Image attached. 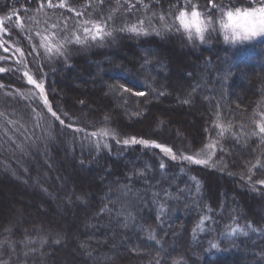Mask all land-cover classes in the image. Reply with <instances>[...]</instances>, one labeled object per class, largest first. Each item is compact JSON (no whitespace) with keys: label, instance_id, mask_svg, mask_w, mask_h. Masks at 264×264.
<instances>
[{"label":"trees","instance_id":"1","mask_svg":"<svg viewBox=\"0 0 264 264\" xmlns=\"http://www.w3.org/2000/svg\"><path fill=\"white\" fill-rule=\"evenodd\" d=\"M191 1L141 0L138 5H147L145 13L160 12L158 14L161 15L164 12L161 8L175 12L170 7L172 5H177L174 7L176 10L185 8L190 11L191 4H195ZM197 1L201 7H207L203 4L205 0ZM216 1L221 7L264 4V0L207 2ZM48 2L49 0H0V60H4L0 63V68L5 69L0 72V85L11 84V75L17 72L15 67L7 72L6 67L13 66L11 58L20 52L26 58L29 54L26 50H31L28 37L19 33L11 18H31L41 4L48 8ZM51 2L58 5L61 0ZM63 2L66 4L64 9L48 8L50 10L46 12L49 14L44 10L38 11L41 22L48 20L46 25L57 23L62 16L53 14L59 10L71 15L72 12L68 11L70 7H79L83 9L82 13L102 8L100 0ZM196 5L201 12L215 17L216 8L209 7L206 10ZM214 6L216 7L215 4ZM67 22L70 29L75 25L72 21ZM35 26L37 25L32 24V27ZM54 30L63 34L60 28ZM48 32L45 31V34ZM153 35L155 34L149 32L147 35H139L141 38L136 35V40L131 41L136 50V53L131 54L133 57L138 55L132 62L120 54L112 56L110 51L104 49L102 55L88 54L89 65L99 63L102 69L98 87H101L103 96L115 104L114 112L119 114L122 111L129 125L146 118L148 111L152 110L150 117L153 116L158 109L152 107V102L166 103L171 98L181 107L171 115V119L180 122L182 108L196 106L194 114L198 118L197 124L194 130L187 131L188 146L175 137L155 138L149 135H129L131 133L128 132L120 135V138L128 136L131 139L135 137L137 140L162 144L171 148L178 156L182 151L186 156L189 151L202 153L197 158H203V153L212 151L204 150L205 145L217 140L214 155L209 162L213 169H198L191 162L180 158L179 164L172 163L164 159L157 150H150L142 144L124 145L125 139H110L106 142L107 148L101 145L95 150L84 149L83 156L78 157L83 161L78 163L87 171L96 169L100 178L98 184L92 186L93 195L89 198L88 207L73 202V210L82 214V230L77 229L78 225L69 229L67 232L72 233V238L69 237L68 244L64 237L57 240L58 233L50 230L49 225L45 228L36 227L37 223H33L31 216H25L24 222L10 226L9 233L0 229V264H40L41 259L45 264H56L60 252L58 248L64 251L65 244L81 256L83 263L89 264H157V261L159 264H244L245 261L264 264V185L256 183L264 180V168H253L251 177L248 172V168L258 157L264 161V144L259 142V137L248 136V133L255 130L253 121H259L264 116V63L259 67L256 65V62H264V38L233 47L222 44L218 36L210 33V45L194 48L183 36L176 35L173 40L182 45L184 52L190 54L194 62L192 66L186 64L181 67L182 59L176 58L177 53L171 54L161 46L163 39L146 38ZM155 39L161 42L160 45ZM17 48L20 52H17ZM172 64L177 72L183 73V80L173 75L170 70ZM224 67H227V71L222 75ZM242 72L250 77L249 84L243 86L240 85ZM167 78L176 83L182 80L183 89L179 87L174 92L167 82L164 83ZM118 85L129 87L131 91L113 92L110 86ZM220 86L223 87V93L218 90ZM50 87L49 96L55 95L54 98H57L58 92L54 85ZM136 91H142L145 95H132ZM161 92L164 95H160ZM96 95L97 93L87 96L88 100L99 102ZM68 107V110L74 112L73 108ZM196 108H200L201 112L198 113ZM4 112L7 114L5 109ZM111 115L115 116V113L112 112ZM218 116L219 123L227 125L230 122L233 126L231 132H226L223 137L219 136L220 129L216 127ZM158 122L163 121L158 119ZM117 124V132L118 128L125 130L121 124ZM58 126L59 124L54 123V129ZM234 133L243 135L234 136ZM161 163L165 165L163 169L160 167ZM217 170L225 173L220 174H224L225 179L230 182V189L218 190L213 177L219 173ZM81 184L77 181L79 187ZM12 186L18 188L16 184ZM7 188L10 190L12 187ZM7 207L0 202V211ZM7 217H11V212H8ZM248 225L256 231L252 232ZM233 229L240 231L229 235ZM243 232L248 234L242 235ZM40 240L44 246L42 244L39 247ZM4 242L6 247L1 246ZM213 244L216 245L215 248L212 247ZM25 252L30 253L22 257ZM69 253L68 258L71 256Z\"/></svg>","mask_w":264,"mask_h":264},{"label":"rangeland","instance_id":"2","mask_svg":"<svg viewBox=\"0 0 264 264\" xmlns=\"http://www.w3.org/2000/svg\"><path fill=\"white\" fill-rule=\"evenodd\" d=\"M140 1L109 0L106 2L103 0L102 8L89 9L87 12H91L96 19H99L101 16L107 19L111 15L113 19L109 23L115 29H120L133 23L139 25L140 21L143 20V26L149 28V34H155L146 38L163 39L161 46H164V49L171 54L172 52L177 53L176 58L182 59L181 67L186 64L192 66L194 63L192 56L185 53L182 45L173 40L176 35H182L174 29L161 35H157L154 31H151V26L153 25L157 29L160 28L161 21L159 20V15L153 16L154 12L150 14L145 13L147 5H145L146 7L138 5ZM191 2L198 4L200 9L214 7L216 8L214 14H217V7L214 6V4L217 5V1L216 3L204 2L203 4L207 7H201L197 0H192ZM262 4L253 5L252 7H260ZM170 7L174 8L177 5ZM70 8L80 12L83 11L79 7ZM161 9L164 11L161 15L165 16V19L169 23H172L175 19V12L170 9L168 11L164 8ZM43 10L46 12L50 9L44 8ZM46 13L49 14V12ZM53 15L67 18L68 21H72L74 24L80 19L75 17L74 12L71 15H67L66 12L57 10ZM149 18L151 19V25L149 24ZM11 20H14L13 23L15 28L19 30V33L28 37L27 42L31 50H26L29 51L26 58L21 55L22 52L11 58L13 66L8 65L6 67L7 72L10 71L9 69L12 70L13 67H15L17 72L15 75H11V84L0 85V92L2 93L0 94V113H5V109L8 119L16 121L12 128H9L5 123L2 126L4 121L0 119V202L2 206H8L3 211H0V229H4L6 233H9L11 230L10 226L21 224L25 221V216L30 215L33 223H37L36 227L42 226L45 228L49 225L50 230H55L58 233L59 236H56L57 240L64 237L69 244V237L72 238V233L69 234L67 231L72 229V227H76V225H78V230H82L83 228V225L80 224L82 214L73 210V202L77 205L88 207L89 198L93 195L91 191L92 186H96L100 178V174L96 172V169L94 171H87L83 165L78 163L83 161L78 157L83 156L84 149H97L95 142L91 138L85 139L86 134L106 126L116 135L115 139L109 138L107 141H110V139L113 141L131 140L128 136L120 138V135L129 132L131 133L129 135H149L155 138L164 137L173 139L175 137L177 141L181 140L183 141V145L188 146L187 131L194 130L197 124L196 119L198 118L194 114L196 106L192 108L183 107L181 113L182 120L178 122L171 119V115L178 112L181 107L172 98L166 103L152 102V107L158 109L156 113L150 117L152 110L148 111L146 118L133 125H129V121L122 114V111L118 112L119 114L114 112L116 111L115 104L109 98L103 96L101 87H98V82H101L102 79V69L99 63L95 66H93V63L92 66L89 65L90 57L88 54L102 55V49H104V51H110V55L112 56L120 54L132 62L135 58H138V55L132 56L131 52L136 53V50L134 49L135 45H132L131 41H135L137 36L141 38L139 35L114 31L112 37L105 38L102 42L89 41L85 45L71 44L68 46L69 50L66 55L49 57L39 47L38 40L40 42V38L37 33L46 35L45 31L55 32V30L41 22L38 11L31 18L26 17L23 20H19L17 17H13ZM32 24L37 26L32 27ZM64 34H61V36ZM79 34L83 37L82 30ZM157 39L155 40L157 41ZM159 42L157 41L156 43L160 45L161 42ZM106 45L111 47L108 48ZM123 47L125 48L123 49ZM17 61H21V63H17ZM2 62H4L3 59L0 60V63ZM256 63L257 67H259L264 62L262 61L260 64L259 62ZM173 66L175 65H170V70L174 73L173 75L183 80V73L177 72ZM35 71L38 77H36ZM226 71L227 67H224L222 75ZM25 72L32 76L37 83H43L44 97L47 98L48 106L44 104V99L41 97L39 90L27 83V78L24 75ZM6 75L10 76L7 73ZM240 77V85L249 84L248 78L250 77L247 73L242 72ZM182 80L176 83L173 80L168 81L167 78L164 83L167 82L175 92L182 86ZM50 85H54V88L57 90V98H54L55 95L49 96L48 89L51 88ZM218 90L223 93L222 86ZM94 93H97L96 97L99 102L88 100L87 96ZM68 106L73 108L74 112L68 110ZM48 107H51L65 121L64 125H61L51 115ZM196 109L198 113L201 112L200 108ZM110 112L115 113V116L111 115ZM37 113L42 117L39 124L35 118ZM158 119L163 122H158ZM116 122L121 124V127L125 129L122 131L118 128L119 135L116 131V127H118ZM54 123L59 124L55 129ZM37 124L38 126H36ZM68 125H71V127ZM75 128H83L84 131L77 133L74 131ZM13 129L15 130L13 131ZM5 132H7V135H5ZM8 137H11L12 140H9ZM13 140L15 143H13ZM17 144L22 145L23 151L16 147ZM160 146L158 148L151 146L147 148L157 150L164 159L179 164V156L175 151H172V153L177 155L178 158L172 160L161 151V148L169 147L162 144ZM179 150L182 151V149ZM204 150L208 149L205 148ZM189 155L195 156L196 151H189ZM192 164L198 169L199 167L213 169L211 163L210 165ZM216 172L219 173L215 174L216 176H212L218 186V190L230 189V182L225 179V173L220 170ZM77 181L82 183L80 187L77 185ZM12 184H16L18 188H14ZM8 186L13 189L10 188L9 190ZM75 192H77L76 196ZM32 194L36 196H32ZM262 207H260L261 210L263 209ZM8 212H11L10 218L7 217ZM51 221L53 222L50 223ZM42 244L44 246V243L40 240L38 243L39 247ZM5 245V242L1 244L2 247ZM58 249L60 252L58 253L56 264H89L88 262L83 263L81 256H78L67 244L64 246V251L60 248ZM68 252H70V258L67 257ZM28 253L30 252L23 253L22 257ZM39 258H41L40 254ZM40 264H45L43 259L40 260ZM231 264L234 263L232 262ZM244 264H251V262L245 261Z\"/></svg>","mask_w":264,"mask_h":264},{"label":"snow or ice","instance_id":"3","mask_svg":"<svg viewBox=\"0 0 264 264\" xmlns=\"http://www.w3.org/2000/svg\"><path fill=\"white\" fill-rule=\"evenodd\" d=\"M188 2H190V0H188ZM205 2H207V0H205ZM100 3H103V0H100ZM44 7L45 6L43 4H41L38 11H43ZM47 7L50 9L55 8V7H59L61 9H64L66 7V4L63 2V0H61V2L58 5H55L51 2V0H49V2L47 3ZM173 10L175 11V19L172 23H169L165 19V16L159 15L158 13L154 12L153 16L159 15V20L161 21V25H160L159 29H157L154 25L151 26V31H154L157 35H161L164 32H167V31H170L173 29L175 30V27H174L175 21H178L180 19V17L186 16L189 14V10H187L185 8H180L178 10L173 8ZM247 10H249L250 12H252L254 14L258 13V12L264 13V4H262L260 7H255V8L249 6L247 8ZM68 11L74 12L75 17L80 18L76 21L75 25L72 26L71 29L69 28L67 18H60V20H58L57 23H51L49 25L50 28H52V29L60 28V31L65 33L64 35L61 36L60 33H58V32H48V34H46V35H41L40 33H37V35L40 38L39 47L41 49H43L44 53L47 54L49 57L66 55L68 50H69L68 46L71 44L85 45L89 41H93V42L100 41V42H102L105 38L112 37L114 31L128 32V33H131L133 35H147L148 34V29L143 26V24H144L143 20L140 21L139 25L136 23H133L131 25H126L125 27H122L120 29H115L114 27H111L110 23H109L113 19L111 15L107 19H105L103 16H101L99 19H96L93 17L91 12L82 13V12L77 11V10L72 9V8H68ZM190 11L196 12L198 15L201 13V11L198 10L196 4H191ZM61 22L63 23V27H61ZM44 23L48 24L49 21L45 20ZM149 24L151 25V19L150 18H149ZM81 30L83 32V37L79 34V32ZM16 50H17V52H20L19 48H17ZM21 55H23V53H21ZM17 63H21V61H17ZM3 71H5V69L0 68V72H3ZM24 75L27 78V83L30 85H33L36 89L39 90L41 97L44 99V104L46 106H48L47 98L44 97V85H43V83L42 82L37 83L36 80H34L32 78V76L28 75L27 72H25ZM110 88L113 92H118V91L122 90L123 92L127 93V92L131 91V89L129 87H125L124 85L110 86ZM33 95H35V94L33 93ZM132 95L142 97L145 95V93L142 91H136V92H132ZM160 95H164V93L161 92ZM48 111L51 113V115L53 117H55L56 120L59 121V123L61 125L65 124V121L63 119H61V117L58 116L57 113L55 111H53L51 107H48ZM35 118L39 124V121L42 119L40 114L37 113ZM0 119H2L4 121V123L8 125L9 128H12V126L16 123V121H14V120H9L5 113H0ZM253 123L255 124V130L248 133V136L250 138L251 137H259V142L261 144H264V116H261L259 121H253ZM38 124L36 126H38ZM68 126L71 127V125H68ZM216 127L220 129L219 136L223 137L226 132H231L233 126L230 122L227 125H223V124L219 123V116H218ZM14 130L15 129H13V131ZM74 131L79 133V132H83L84 129L83 128H75ZM5 135H7V132H5ZM233 135L238 136V135H243V133H240V134L234 133ZM87 138H91V140L95 142L97 148H99L101 145H103L105 148H107L108 144L106 143V141L109 138L115 139L116 135L110 128L103 126V127L96 129L95 131L87 133L85 139H87ZM8 139L11 140L12 138L8 137ZM13 143H15V142L13 141ZM129 143H131V144L139 143V144L144 145L145 147H149V146H151L153 148L161 147L159 144L152 143V142H149L147 140H137L135 137H133L131 140L125 139L123 141L124 145H128ZM217 143H218L217 140H213L211 143L205 145L206 149H212V151L203 153V158H197V157H200L202 155V153H199V152L195 156H193V155H187L186 156V155H183V153H181L179 155V158L182 160L189 161L191 163L208 165L209 161L212 160V157L214 155V151H215ZM16 147L19 150L23 151L22 145L17 144ZM161 151H163L166 155H168L172 160H176L178 158L177 155L172 153V150L170 148H161ZM160 167L163 169L165 167V165L163 163H161ZM253 168H264V161H262L258 157L256 159V162L254 164H252L251 167L248 168V172L250 174V177H251V174H253V172H252ZM256 183H258L260 185H264V180L256 181ZM255 190H256V188H255V186H253V191H255ZM248 227L252 232L256 231V229L253 228L251 225H248ZM238 231H240V230L239 229H233L232 232L229 233V235H232ZM241 234L246 236L248 233L243 232ZM150 239L154 240L155 237H150ZM28 243H31V241H28ZM212 247L215 248L216 245L213 244ZM157 264H159V261H157Z\"/></svg>","mask_w":264,"mask_h":264},{"label":"clouds","instance_id":"4","mask_svg":"<svg viewBox=\"0 0 264 264\" xmlns=\"http://www.w3.org/2000/svg\"><path fill=\"white\" fill-rule=\"evenodd\" d=\"M223 2V0H221ZM215 17L204 12L199 15L189 11L175 21V31L180 33L191 47L208 46L211 33L218 36L224 45L237 46L257 41L264 37V13H252L243 6L216 5Z\"/></svg>","mask_w":264,"mask_h":264}]
</instances>
